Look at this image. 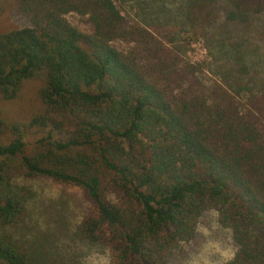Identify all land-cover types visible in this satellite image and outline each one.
Wrapping results in <instances>:
<instances>
[{
    "label": "trees",
    "instance_id": "1",
    "mask_svg": "<svg viewBox=\"0 0 264 264\" xmlns=\"http://www.w3.org/2000/svg\"><path fill=\"white\" fill-rule=\"evenodd\" d=\"M186 2L181 23L209 42L264 20V0ZM7 12L24 25L0 32V102L38 77L43 110L24 125L0 120V262L27 259L4 234L25 216L15 164L25 178L83 192L90 208L76 235L110 264H162L206 210L234 246L223 264H264V93L244 79L240 50L222 80L204 82L201 65L112 0H0Z\"/></svg>",
    "mask_w": 264,
    "mask_h": 264
},
{
    "label": "rangeland",
    "instance_id": "2",
    "mask_svg": "<svg viewBox=\"0 0 264 264\" xmlns=\"http://www.w3.org/2000/svg\"><path fill=\"white\" fill-rule=\"evenodd\" d=\"M112 1L124 17L155 31V36L176 50L182 61L201 65L199 77L204 82L222 80L219 72L224 71V63L228 60L234 63L232 56L240 50L242 61L236 63L244 79L250 80L249 87L264 93V20L261 17H251L247 24L238 26L240 33L235 31L228 39L214 34L209 42L194 29L189 31V25L181 23L188 12L186 0ZM66 18L74 27L86 29L76 15L69 14ZM23 25L24 20L11 12L0 16V32ZM246 40L249 42L245 45ZM238 44L243 48H237ZM41 86L38 77L23 81L12 100L0 102V120L7 125H24L41 113L43 105L38 98ZM238 94L240 100L245 99L246 94ZM10 182L12 192L24 202L25 216L21 223L6 228L4 234L26 253L25 264H110L104 249L89 245L76 235L82 216L90 208L79 188L49 179L25 178L15 164ZM233 250L229 232L217 224L213 211L206 210L197 219L193 236L170 251L162 264H223L231 258Z\"/></svg>",
    "mask_w": 264,
    "mask_h": 264
}]
</instances>
